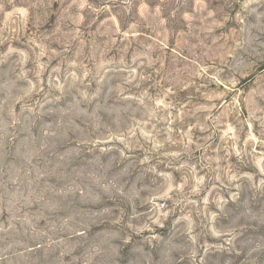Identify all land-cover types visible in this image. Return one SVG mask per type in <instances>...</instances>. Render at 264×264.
<instances>
[{"label": "rangeland", "instance_id": "374dc122", "mask_svg": "<svg viewBox=\"0 0 264 264\" xmlns=\"http://www.w3.org/2000/svg\"><path fill=\"white\" fill-rule=\"evenodd\" d=\"M0 264H264V0H0Z\"/></svg>", "mask_w": 264, "mask_h": 264}]
</instances>
